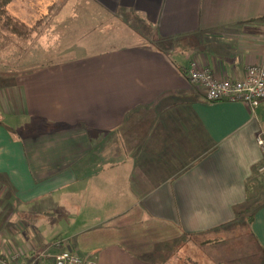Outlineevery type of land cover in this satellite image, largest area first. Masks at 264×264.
<instances>
[{
	"label": "crops",
	"instance_id": "0c3cea01",
	"mask_svg": "<svg viewBox=\"0 0 264 264\" xmlns=\"http://www.w3.org/2000/svg\"><path fill=\"white\" fill-rule=\"evenodd\" d=\"M27 4L14 12L27 26L30 10L47 20L0 56V251L24 261L45 251L38 264L62 250L97 264H179L180 248L168 249L182 243L199 252L195 264H260L264 200L252 202V179L263 172L264 100L253 111L208 101L187 68L195 59L236 80L264 64V0ZM130 27L139 41L154 31L179 60L113 45L115 30L134 37ZM256 204V251L243 259L230 231Z\"/></svg>",
	"mask_w": 264,
	"mask_h": 264
},
{
	"label": "built area",
	"instance_id": "2783aa9c",
	"mask_svg": "<svg viewBox=\"0 0 264 264\" xmlns=\"http://www.w3.org/2000/svg\"><path fill=\"white\" fill-rule=\"evenodd\" d=\"M241 79L216 78L208 67L201 66L197 60H192L187 68L188 80L198 85L204 91L206 98L211 102L223 100L240 102L248 106L252 111L264 100V64L256 63L245 67ZM257 143L264 147L261 136H258ZM264 171V165L260 167ZM49 256L45 251L38 254L33 261H24L23 255L18 252L12 256H6L0 251V264H38V260ZM54 264H97L93 259L85 260L69 250H62L54 257Z\"/></svg>",
	"mask_w": 264,
	"mask_h": 264
},
{
	"label": "rangeland",
	"instance_id": "374dc122",
	"mask_svg": "<svg viewBox=\"0 0 264 264\" xmlns=\"http://www.w3.org/2000/svg\"><path fill=\"white\" fill-rule=\"evenodd\" d=\"M19 1L14 0L13 2H11V4L9 5V10L10 12L14 15V12H20V8L22 7H27V0H24L22 3V6H19L18 3ZM32 11L30 10L29 12L25 13V15H27V21L28 24H35L38 20L41 19V22L44 23L47 20V17L44 18V16H37V15H33L31 13ZM26 23V22H25ZM131 31L136 32L134 34V37L129 38L128 40L125 39V37L128 35L126 32H124V29L121 28V32L119 31H113V36L115 39H117V42L113 45H122V44H126L128 42L131 43H136V44H142V45H146L147 47H151V48H160L164 51L169 52L170 56L175 59V60H179V57L177 56V53H173L171 50L173 49L172 46H170L167 42H161V40L159 39V37H157L156 35H154V31L153 32H149L152 39L148 40H142L139 41L138 36L137 35H144L142 33H140L139 31H135L132 27L129 28ZM130 33V31H129ZM118 35V36H117ZM137 36V37H136ZM145 36V35H144ZM146 37V36H145ZM154 37V38H153ZM130 40V41H129ZM16 41H18L17 39H10L4 35L0 34V56H4V55H10V51H12V53L14 52L13 47L16 48L14 46V44L16 43ZM20 43H23L20 41ZM104 44H99L101 46H104ZM182 45V44H181ZM184 45L188 48L189 46H187V42L184 43ZM81 47H79V51H77V53H75L74 55H78L81 53H86L88 54L89 52H91V49H97L99 46L98 44L95 42V44L91 45L90 47L85 46V45H80ZM188 55V52L185 53L184 56ZM65 57V56H63ZM46 59H50L46 58ZM180 62L181 59H180ZM183 64H185V62H183ZM17 71V69H16ZM254 181V188H253V198H252V202L254 203H261V201L264 200V171L257 174V176H254L253 179ZM54 197H52L53 199ZM52 199H49V201H52ZM54 200H56V198H54ZM45 201V200H43ZM55 207V206H54ZM54 209H56V217H54V219L57 218L58 213L61 211L60 207H55ZM64 210H68L70 213L73 212V207L72 206H64L63 207ZM53 219V216H52ZM45 224V223H44ZM250 231H248L247 226L246 225H238L237 228L233 229L230 231V234L234 236V241L233 244L232 243H228L229 244V248H230V252H233V254H237L239 256H241V258L245 259L247 258V253H251L253 251H256V244L254 243L252 236H250ZM195 242V241H194ZM235 243V245H234ZM196 244V243H194ZM172 245L170 246V248L168 249L169 252L172 251V249L180 248V252L175 251V255H174V259L179 260L180 262L179 264H195V260L198 259L199 257V252L198 251H191L192 249H189L188 246H184L182 243L179 244V246H175ZM186 254V255H185ZM204 254L207 256H210V254L206 251H204ZM188 257V259H186ZM164 257H160V263H163L164 261L162 260ZM184 261H183V259ZM216 260V257H215ZM246 261H242L240 264H248ZM254 263H256V261H254ZM260 264H264V259L261 261Z\"/></svg>",
	"mask_w": 264,
	"mask_h": 264
},
{
	"label": "trees",
	"instance_id": "16d2710c",
	"mask_svg": "<svg viewBox=\"0 0 264 264\" xmlns=\"http://www.w3.org/2000/svg\"><path fill=\"white\" fill-rule=\"evenodd\" d=\"M13 1L14 0H0V34L10 39L28 41V38L32 35L37 26L40 25L41 19L32 26H27L21 18L10 12L9 5ZM179 71L187 75L186 71H183L181 67ZM259 205L260 204L248 205L247 208L236 212V217L243 218V223L246 224L247 228H250L254 220L255 211L259 208Z\"/></svg>",
	"mask_w": 264,
	"mask_h": 264
},
{
	"label": "bare ground",
	"instance_id": "6f19581e",
	"mask_svg": "<svg viewBox=\"0 0 264 264\" xmlns=\"http://www.w3.org/2000/svg\"><path fill=\"white\" fill-rule=\"evenodd\" d=\"M70 251V250H69Z\"/></svg>",
	"mask_w": 264,
	"mask_h": 264
}]
</instances>
